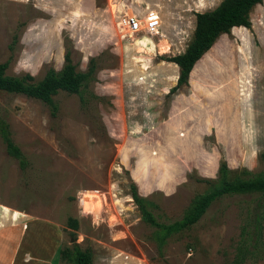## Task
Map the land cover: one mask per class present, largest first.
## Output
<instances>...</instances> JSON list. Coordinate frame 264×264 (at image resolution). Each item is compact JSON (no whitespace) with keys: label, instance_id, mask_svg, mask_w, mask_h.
I'll list each match as a JSON object with an SVG mask.
<instances>
[{"label":"rangeland","instance_id":"obj_1","mask_svg":"<svg viewBox=\"0 0 264 264\" xmlns=\"http://www.w3.org/2000/svg\"><path fill=\"white\" fill-rule=\"evenodd\" d=\"M221 1L0 0L7 75L41 80L62 69L67 51L78 71L96 63L86 104L59 92L56 116L0 91V119L26 160L21 170L0 139V264H69L58 251L72 244L91 249L93 264H264V198L217 199L160 254L130 193L134 185L157 221L171 223L217 185L220 162L264 174V0L249 29L220 35L169 93L179 71L166 59L190 43L195 13ZM149 11L160 37L120 36L117 18Z\"/></svg>","mask_w":264,"mask_h":264},{"label":"trees","instance_id":"obj_2","mask_svg":"<svg viewBox=\"0 0 264 264\" xmlns=\"http://www.w3.org/2000/svg\"><path fill=\"white\" fill-rule=\"evenodd\" d=\"M262 1L222 0L211 11L195 13V29L185 52L166 59V61L174 63L179 68L176 86L169 93H175L179 88L187 84L195 63L202 59V56L212 48L220 35L228 34L233 28L243 27L249 29L251 26L249 13ZM16 41L17 36L14 35L10 46L11 51H14L13 47ZM8 66L9 61L0 64V91L38 100L47 106L53 116H56L57 113V106L53 97L59 92L76 95L81 104H86L88 88L94 81L96 72L94 60L89 62L86 71H78L70 59L69 51L64 56L62 69L60 71L49 69L41 80H36L28 73L20 76H9L6 74ZM0 139L4 143L8 155L18 162L21 170H24L26 168L25 157L20 148L14 144L8 124L1 119ZM261 158L264 159V152L261 154ZM130 193L142 220L155 228L154 236L157 249L162 254L167 240L174 234H178L195 225L217 199L230 194L258 195L260 199L264 198V174H251L247 171L232 172L224 162H220L217 170V185L209 192L197 195L184 212L182 218L171 223H160L157 221L152 211L155 207L154 204L140 197L134 185L130 186ZM67 227L77 230L78 222L69 218ZM58 256L60 261L69 264H93L92 250L89 248L82 249L77 244L61 248L58 251Z\"/></svg>","mask_w":264,"mask_h":264},{"label":"built area","instance_id":"obj_3","mask_svg":"<svg viewBox=\"0 0 264 264\" xmlns=\"http://www.w3.org/2000/svg\"><path fill=\"white\" fill-rule=\"evenodd\" d=\"M116 28L122 38L132 37L144 32L150 37L162 35L161 19L154 11H149L144 16L139 14H122L116 21Z\"/></svg>","mask_w":264,"mask_h":264},{"label":"water","instance_id":"obj_4","mask_svg":"<svg viewBox=\"0 0 264 264\" xmlns=\"http://www.w3.org/2000/svg\"><path fill=\"white\" fill-rule=\"evenodd\" d=\"M203 13H204V12H203ZM195 19H196V18H195ZM213 45H214V44H213ZM210 49H211V48H210ZM203 56H204V55H203ZM203 56H202V57H203ZM227 57L229 58L230 61L232 60V57H233V56H232V51H231V50H228V51H227ZM200 60H201V59H199L198 61H200ZM198 61H197V62H198ZM197 62H196V63H197ZM196 63H195V65H196ZM173 64H174V63H173ZM195 65H194V66H195ZM194 66H193V68H194ZM193 68H192V70H193ZM192 70H191V72H192ZM190 74H191V73H190ZM189 77H190V75H189ZM227 164H228V163H227Z\"/></svg>","mask_w":264,"mask_h":264},{"label":"crops","instance_id":"obj_5","mask_svg":"<svg viewBox=\"0 0 264 264\" xmlns=\"http://www.w3.org/2000/svg\"><path fill=\"white\" fill-rule=\"evenodd\" d=\"M219 4V3H218ZM218 6V5H217ZM199 13V12H198ZM186 49V48H185ZM185 49H184V51L183 52H181L180 54H182V53H184L185 52ZM177 66V65H176ZM178 71H179V68H178V66H177V75H178ZM177 79V78H176ZM44 233V232H43ZM42 232H41V235L43 234Z\"/></svg>","mask_w":264,"mask_h":264}]
</instances>
